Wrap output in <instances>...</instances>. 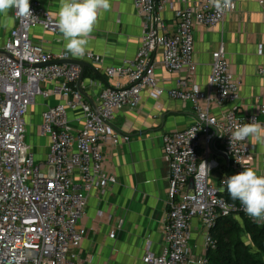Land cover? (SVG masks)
<instances>
[{"label": "built area", "instance_id": "built-area-1", "mask_svg": "<svg viewBox=\"0 0 264 264\" xmlns=\"http://www.w3.org/2000/svg\"><path fill=\"white\" fill-rule=\"evenodd\" d=\"M257 2L264 13V0ZM166 3L133 0L134 9L144 18L140 49L132 61L105 71L109 77L127 78L128 84L101 90L95 103L86 100L79 87L84 67L63 63L71 59L70 53L53 55L30 37L36 27L59 34L50 12L37 0H30L32 16L18 17L12 9L17 26L0 46V264H80L74 252L86 235L80 221L87 196L116 183L104 173L102 146L129 142L128 136L114 130L112 121L119 109L137 108L144 89L154 98L166 95L189 103L194 120L185 129L162 137L169 185L168 211L161 225L164 248L159 255L146 253L139 264H206V254L217 248L210 232L220 218L242 215L250 223L264 224L231 199L222 183L230 175L212 179L219 167L217 160L232 169L231 175L253 168V148L247 140L232 141L231 133L253 118L264 125L255 116L237 114L238 84L223 46L212 53L205 91L183 79L166 91L154 75L153 56L158 51L166 71L193 74L194 26H217L236 9L237 0L224 11H218L210 0L175 10L177 29L172 35L162 18ZM76 58L100 61L89 52ZM259 73L264 75V68ZM50 98L57 103L42 112L39 126L40 135L48 139L47 152L37 161L35 147L25 137L24 119L38 99ZM212 106L231 108L218 118L211 114ZM71 112L80 113L77 129L71 126ZM260 113L264 115V102ZM202 162L208 171H201ZM194 220L201 236H193Z\"/></svg>", "mask_w": 264, "mask_h": 264}, {"label": "crops", "instance_id": "crops-1", "mask_svg": "<svg viewBox=\"0 0 264 264\" xmlns=\"http://www.w3.org/2000/svg\"><path fill=\"white\" fill-rule=\"evenodd\" d=\"M37 1L54 19H58L60 0ZM197 1L167 0L162 18L169 35L175 34L177 29L175 10L190 7ZM110 2V10L98 18L86 48V52L99 57V63L85 59L82 61L76 57L63 62L84 67L79 87L85 99L93 103L101 90L117 84H128L127 78L109 77L105 71L132 61L142 43L144 18L134 9L133 0ZM5 21L8 28L0 26V46L17 26L12 9L7 17H0V25ZM263 28L264 13L257 0H237L236 9L217 26H194L192 61L196 70L193 74L187 71L170 73L161 65V53L158 51L153 56L154 75L159 86L168 91L183 79L194 82L205 91L212 53L223 46L231 73L238 84L237 114L255 116L259 122H263L264 115L260 113V107L264 102V75L259 70L264 68V55L256 54V47L264 43ZM30 37L35 44L53 55L67 52L60 32L53 35L36 27L30 32ZM56 103L54 98L38 99V105L41 106L40 123L42 112ZM230 108L212 106L211 114L219 118ZM79 114H69L71 126L75 129L80 127L76 123ZM193 120L194 112L189 103L166 95L154 98L148 89L143 90L137 108L124 107L115 113L112 121L114 130L128 136L130 140L119 145L106 143L102 146L104 173L114 177L116 183L103 192L92 190L87 196L85 215L80 221L86 235L74 252L80 264H139L146 253L159 255L162 252L164 241L161 225L168 211L169 187L162 137L185 129ZM247 141L253 148V169L257 174H263L264 144L251 138ZM47 145L48 139L45 138L43 158ZM34 147L35 150L39 149L38 144ZM217 161L219 167L212 176L213 181L222 175L232 174L231 168ZM235 218L242 226L240 218ZM193 236H201L200 225L196 220L193 221Z\"/></svg>", "mask_w": 264, "mask_h": 264}, {"label": "clouds", "instance_id": "clouds-1", "mask_svg": "<svg viewBox=\"0 0 264 264\" xmlns=\"http://www.w3.org/2000/svg\"><path fill=\"white\" fill-rule=\"evenodd\" d=\"M218 11L234 7L233 0H210ZM18 17L32 16L30 0H0V17H7L11 9ZM110 0H60L57 13L58 29L62 34L64 48L72 57H83L98 18L110 10ZM8 28L5 21L2 25ZM257 55H264V43L256 47ZM253 141L264 144V125L252 122L238 125L231 133L232 141ZM208 171V165L201 164V171ZM233 200H238L245 213L258 223H264V175L249 167L239 173L226 176L222 181Z\"/></svg>", "mask_w": 264, "mask_h": 264}, {"label": "trees", "instance_id": "trees-1", "mask_svg": "<svg viewBox=\"0 0 264 264\" xmlns=\"http://www.w3.org/2000/svg\"><path fill=\"white\" fill-rule=\"evenodd\" d=\"M239 218L242 226L233 216L218 220L210 232L217 248L206 254V264H264V224L250 223L242 215ZM241 234L247 235L251 248L244 244Z\"/></svg>", "mask_w": 264, "mask_h": 264}, {"label": "rangeland", "instance_id": "rangeland-1", "mask_svg": "<svg viewBox=\"0 0 264 264\" xmlns=\"http://www.w3.org/2000/svg\"><path fill=\"white\" fill-rule=\"evenodd\" d=\"M41 106L38 105V100L36 101L35 107L32 108L27 115L25 116V127H26V134L25 137H27V142H29L31 145L35 146L36 144L39 145V149L35 150L37 153L35 155L36 160H42V153L45 149V137H42L40 135V118H39V112H40ZM241 238L247 246H250V242L246 238L244 234H241ZM254 249H251V252H253Z\"/></svg>", "mask_w": 264, "mask_h": 264}]
</instances>
